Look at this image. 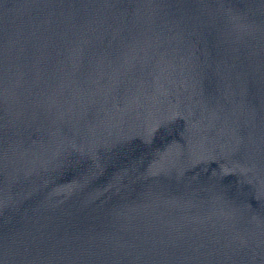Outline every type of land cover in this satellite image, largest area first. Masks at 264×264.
<instances>
[{"label":"water","instance_id":"water-1","mask_svg":"<svg viewBox=\"0 0 264 264\" xmlns=\"http://www.w3.org/2000/svg\"><path fill=\"white\" fill-rule=\"evenodd\" d=\"M0 264H264V0H0Z\"/></svg>","mask_w":264,"mask_h":264}]
</instances>
